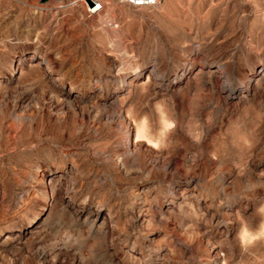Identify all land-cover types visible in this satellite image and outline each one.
I'll return each mask as SVG.
<instances>
[{
	"label": "rangeland",
	"instance_id": "obj_1",
	"mask_svg": "<svg viewBox=\"0 0 264 264\" xmlns=\"http://www.w3.org/2000/svg\"><path fill=\"white\" fill-rule=\"evenodd\" d=\"M110 1L0 0V264H264V0Z\"/></svg>",
	"mask_w": 264,
	"mask_h": 264
},
{
	"label": "built area",
	"instance_id": "obj_2",
	"mask_svg": "<svg viewBox=\"0 0 264 264\" xmlns=\"http://www.w3.org/2000/svg\"><path fill=\"white\" fill-rule=\"evenodd\" d=\"M83 5L88 16H95L101 12H106L111 9L112 3L110 0H77ZM90 1L93 7L90 6ZM122 4L131 5L135 8H146L157 6L161 0H118Z\"/></svg>",
	"mask_w": 264,
	"mask_h": 264
},
{
	"label": "water",
	"instance_id": "obj_3",
	"mask_svg": "<svg viewBox=\"0 0 264 264\" xmlns=\"http://www.w3.org/2000/svg\"><path fill=\"white\" fill-rule=\"evenodd\" d=\"M47 1H49V0H41V2L44 4L45 2H47ZM55 1H60V0H55ZM89 2V4H90V6L91 7H93V4L90 2V1H88Z\"/></svg>",
	"mask_w": 264,
	"mask_h": 264
},
{
	"label": "bare ground",
	"instance_id": "obj_4",
	"mask_svg": "<svg viewBox=\"0 0 264 264\" xmlns=\"http://www.w3.org/2000/svg\"><path fill=\"white\" fill-rule=\"evenodd\" d=\"M47 63H49V61H47ZM139 132H141V131H139ZM142 133H143V131H142ZM142 133H140V134H142Z\"/></svg>",
	"mask_w": 264,
	"mask_h": 264
}]
</instances>
